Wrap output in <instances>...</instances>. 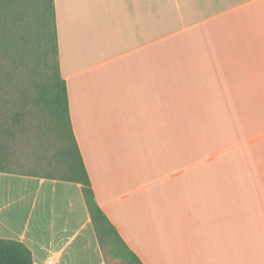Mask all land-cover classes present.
Wrapping results in <instances>:
<instances>
[{
	"label": "crops",
	"instance_id": "0c3cea01",
	"mask_svg": "<svg viewBox=\"0 0 264 264\" xmlns=\"http://www.w3.org/2000/svg\"><path fill=\"white\" fill-rule=\"evenodd\" d=\"M95 202L141 264H264V0H52ZM108 264L76 182L0 172V238ZM98 245V246H97Z\"/></svg>",
	"mask_w": 264,
	"mask_h": 264
},
{
	"label": "rangeland",
	"instance_id": "374dc122",
	"mask_svg": "<svg viewBox=\"0 0 264 264\" xmlns=\"http://www.w3.org/2000/svg\"><path fill=\"white\" fill-rule=\"evenodd\" d=\"M27 1L24 7L16 9L14 16L0 17V168L45 174L63 161L62 150H57L60 142L67 147L70 141L59 138L53 114L36 100L39 91L49 84L54 62L50 50L45 55L48 46L42 33V20L49 24L52 21L48 1ZM13 38L15 42H11ZM90 252L98 264L94 237ZM103 253L108 264H131L122 254L115 258L109 247Z\"/></svg>",
	"mask_w": 264,
	"mask_h": 264
},
{
	"label": "trees",
	"instance_id": "16d2710c",
	"mask_svg": "<svg viewBox=\"0 0 264 264\" xmlns=\"http://www.w3.org/2000/svg\"><path fill=\"white\" fill-rule=\"evenodd\" d=\"M31 1V0H29ZM48 1L49 18H51L52 24H49L46 20H42L45 24V31H42L46 44L48 47L45 49V55H48L49 50L52 53L53 63L50 67V81L47 87L41 89L37 94L36 100L42 102L48 107L53 114L56 122V126L59 129V138L63 140V137L69 139L70 143L65 147L63 141L57 147V150H62L63 161L62 163L53 169L56 171H48L45 174H32L24 173L28 175H41L47 178L59 179L62 181L76 182L81 184L83 197L91 216L92 223L95 228V232L100 246L103 249L111 251L112 255L116 258L120 254L127 257L128 262L131 264H141L135 254L129 250L127 245L121 240L115 229L109 224L104 214L97 206L91 184L85 170L81 155L79 153L75 138L72 133L71 124L68 114V102L65 89L64 80L60 76L58 58H57V37L55 29V19L53 13L52 0ZM27 0H0V17H7L10 14L15 15L17 10L24 7ZM51 10V12H50ZM21 11L18 14L21 15ZM9 14V15H8ZM37 22H35L36 24ZM48 23V24H47ZM47 24V25H46ZM29 32V31H28ZM37 34V31H36ZM24 39V38H23ZM13 38L11 42H15ZM63 132V134H62ZM62 135V136H61ZM65 148V149H64ZM1 151V149H0ZM60 152V153H61ZM1 155V153H0ZM59 163V162H58ZM0 172H15L6 168H0ZM21 173V172H15ZM109 230L113 237H110L106 232ZM105 233V234H104ZM0 264H34L32 259V253L30 249L21 241L9 238H0Z\"/></svg>",
	"mask_w": 264,
	"mask_h": 264
}]
</instances>
